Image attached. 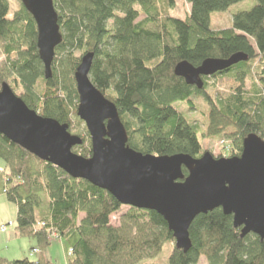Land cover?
I'll use <instances>...</instances> for the list:
<instances>
[{
    "label": "trees",
    "instance_id": "obj_1",
    "mask_svg": "<svg viewBox=\"0 0 264 264\" xmlns=\"http://www.w3.org/2000/svg\"><path fill=\"white\" fill-rule=\"evenodd\" d=\"M177 1L54 0L63 42L47 80L33 17L22 5L10 17L12 0H0V48L5 57L0 84H8L38 115L75 131V72L82 57L93 53L92 83L116 105L131 149L159 157L201 158L199 127L176 108L185 103L194 110L193 97L199 95L209 108L203 137L225 136L232 141L230 154L219 158L240 157L249 135L264 140V0L234 15L232 27L219 31L211 29L212 14L244 0H186L191 10L185 20L169 15ZM236 54H246L249 61L213 76L234 83L226 96L208 94V78L198 90L175 75L182 62L197 68L208 59L227 60ZM77 136L83 145L75 148L80 154L74 153L90 158L88 131ZM0 164V199L6 196L17 205L15 237L34 240V253L40 255L35 262L2 258L0 264H57L47 256L55 238L63 246L66 264H145L166 245L173 246L168 264H198L202 256L209 264H264V240L254 234L243 238L233 217L222 209L195 219L189 230L192 248L184 253L157 213L131 208L120 225L113 226L112 216L123 206L108 192L71 178L2 135ZM183 173L188 176L184 168Z\"/></svg>",
    "mask_w": 264,
    "mask_h": 264
},
{
    "label": "water",
    "instance_id": "obj_2",
    "mask_svg": "<svg viewBox=\"0 0 264 264\" xmlns=\"http://www.w3.org/2000/svg\"><path fill=\"white\" fill-rule=\"evenodd\" d=\"M20 1L37 25L39 58L49 80L56 49L63 42L54 0ZM94 56L84 55L75 72L77 116L91 139L90 158L74 153L83 139L72 135L69 125L38 115L6 83L0 88V135L71 178L108 192L122 206L157 213L184 253L192 248L189 230L195 219L216 209L233 217L243 238L254 234L264 240V140L249 135L241 156L234 158H215L209 152L199 159L139 153L128 145L116 105L92 83ZM248 60L246 54H236L227 60L208 59L197 68L182 62L175 75L202 90L204 78Z\"/></svg>",
    "mask_w": 264,
    "mask_h": 264
},
{
    "label": "rangeland",
    "instance_id": "obj_3",
    "mask_svg": "<svg viewBox=\"0 0 264 264\" xmlns=\"http://www.w3.org/2000/svg\"><path fill=\"white\" fill-rule=\"evenodd\" d=\"M256 4V0H244L243 2L233 5L226 12L213 13L211 17V29L214 31L230 29L232 27L234 15L243 11H249L255 7ZM20 5H22L20 0H12L10 17L19 11ZM190 7V4L186 0H178L175 4V7L169 10V15L176 19L185 20L190 14ZM143 18L144 17L142 16L140 20ZM79 54L80 53L78 52L77 56H79ZM4 62L5 57L3 55L2 49L0 48V65ZM207 81V93L213 98H216L217 95H228L234 87V83L227 77H219L215 79L212 76L208 77ZM246 85V89L250 90L252 86L251 82L247 81ZM1 86L2 84H0V88ZM18 94L20 95V92H18ZM193 103L195 104L194 110L188 107L185 103L177 104L176 108L180 114H182L190 123L199 127V140L202 146L203 154L209 152L215 158H219L221 155L224 157H229L231 150L230 142H232L230 139L226 138L225 136L210 139L203 137L206 124L205 115L209 110L207 103L204 101L203 97L199 95L193 97ZM78 122H80V124ZM73 126L76 129L75 131L70 129L72 135L80 134L81 136H84V130L87 131V128L85 123L82 122L78 116L73 119ZM74 151L78 153L81 152L80 149H74ZM1 168L2 165L0 164V169ZM130 209V207L123 206L121 212L112 216V225L118 227L120 225L121 217L127 214ZM84 217V215H81V219ZM9 223H13V227H8L9 229L6 233H2L0 229V259L3 258L9 261H18L24 259H29L34 262L38 261L40 259V255L34 253V250L37 249L36 242L32 239L15 237L14 233L17 224V205L10 202L6 196H2L0 199V228L2 226H7ZM172 248V245H166L162 253L156 259L150 260L145 264H168V257L172 251ZM47 256L57 264H66V254L63 250V246L58 239L56 240V238L52 240L47 251ZM198 264L209 263L207 258L202 256Z\"/></svg>",
    "mask_w": 264,
    "mask_h": 264
},
{
    "label": "built area",
    "instance_id": "obj_4",
    "mask_svg": "<svg viewBox=\"0 0 264 264\" xmlns=\"http://www.w3.org/2000/svg\"><path fill=\"white\" fill-rule=\"evenodd\" d=\"M12 226H13L12 223H9L8 226H2V227H1V232H2V233H6L7 230H8V227H12Z\"/></svg>",
    "mask_w": 264,
    "mask_h": 264
}]
</instances>
